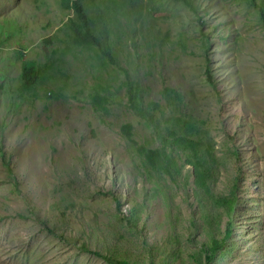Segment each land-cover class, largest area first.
Segmentation results:
<instances>
[{"label":"rangeland","instance_id":"obj_1","mask_svg":"<svg viewBox=\"0 0 264 264\" xmlns=\"http://www.w3.org/2000/svg\"><path fill=\"white\" fill-rule=\"evenodd\" d=\"M191 2L113 25L148 122L118 67L65 43L61 0H0V264H264V23L245 0ZM25 62L47 65L34 95Z\"/></svg>","mask_w":264,"mask_h":264},{"label":"trees","instance_id":"obj_2","mask_svg":"<svg viewBox=\"0 0 264 264\" xmlns=\"http://www.w3.org/2000/svg\"><path fill=\"white\" fill-rule=\"evenodd\" d=\"M191 9L194 8L191 0H181ZM246 3L254 6L259 19L264 23V0H245ZM64 9L72 10V15L68 16L66 21H62V28L65 30L66 38L69 47H77L80 50H87L96 59L110 63L113 67H118L126 77L125 93L127 95V104L134 110V113L143 120L149 122L152 111L149 105H144L142 102L140 84L136 80H131L126 69L119 65V61L113 51L114 40L112 38L113 25L118 21L119 17L131 10L137 13L142 0H61ZM89 10H88V9ZM65 41V39H63ZM66 46V45H65ZM67 47V46H66ZM47 65L35 66L30 62H25L22 67L21 78L22 83L20 90L23 93H30L34 95L35 86L40 79L43 78V72L46 71ZM205 77L209 83L213 84L210 70L205 69ZM164 91H168L165 88ZM91 103L95 108L105 110L109 102L115 101L114 91L111 90L109 83H95L91 86L89 92ZM121 132L127 137L132 136V125L124 123L121 125ZM141 153L146 157L151 165L161 155L157 149H142ZM230 234V233H229ZM210 254L213 257L216 248ZM110 264H130L114 257H106Z\"/></svg>","mask_w":264,"mask_h":264}]
</instances>
